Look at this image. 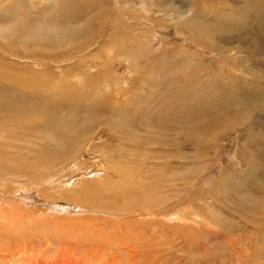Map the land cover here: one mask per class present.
Returning a JSON list of instances; mask_svg holds the SVG:
<instances>
[{
  "label": "rangeland",
  "instance_id": "1",
  "mask_svg": "<svg viewBox=\"0 0 264 264\" xmlns=\"http://www.w3.org/2000/svg\"><path fill=\"white\" fill-rule=\"evenodd\" d=\"M85 1L98 4L97 12L90 11L98 18L93 23V40L99 41V45L88 48L97 56L88 61L92 67L77 66L74 57L50 64L49 71L39 74L36 69L47 64H36L32 58H23V54L44 49V40L53 49L59 48L57 53L76 51V39L70 38L65 45L58 41L57 45L56 38L61 31L72 33L77 29L69 21L79 4L73 0H50L58 8L48 15H36L34 9L30 13L29 7L45 5L46 0H0L1 58L24 67V72L10 74L0 63V96L6 92L12 94L9 97H16V87L52 93L59 89L65 92L70 85L91 91L92 98L105 97L104 101L110 100L109 92L113 101L117 100L119 96L116 98L112 91L116 87L129 90L133 96L118 99L126 100L122 108L115 106L117 109L112 111L108 107L78 116L77 123H82L79 125L89 126L103 118L109 123L83 137L98 147L83 151L77 161L72 158L75 168L69 166L73 162L70 161L59 165L61 169H47L45 157L32 156V152L41 151L40 147L34 142H17L16 138L30 137L20 138L7 122H0V164L10 159L14 166L35 162L41 171L57 172L58 181L78 172L71 184L78 185V192L88 184L90 188H100L105 177L114 185L137 184L140 195L128 202L131 210L114 216L95 213L93 210L98 209L88 205V211L77 217L103 215L112 218L107 224L113 227L117 219H132L124 220L127 226L135 225V232L130 233L132 239L143 242L145 256L151 250L153 264H264V0H192L206 18L209 13L215 16V23L208 18H193L195 8L186 13L181 8L185 14L179 12L178 6L188 8L183 6L187 0H127L125 10L141 12L151 23L136 31L138 37L124 34L114 37L117 41L112 38L106 43L96 37L113 14L106 11L103 15L102 9L106 8L101 4L105 5L106 0ZM99 9L103 16H96ZM62 10L65 12L59 13ZM166 11L174 12L173 18L164 16ZM11 21L16 25H9ZM183 21H188V30ZM157 28L161 37H169L154 41L152 31ZM8 40L14 49L18 46L14 54L7 52ZM110 50L115 53L114 58L122 60L120 63L110 59ZM87 71L93 78L80 75ZM78 88L75 92L80 93ZM103 89L105 93L100 92ZM62 133L67 131L57 132L59 136ZM41 137L33 135L31 140L37 143ZM53 142L57 143L55 139ZM20 155L28 156V160L23 158L27 163ZM27 166L19 172L35 174ZM95 166L98 172L84 177L83 172ZM29 181L13 178L5 191L15 195V189L27 190ZM56 182L51 187L48 184L51 197L43 202L37 200L35 205L47 209L50 206H45L44 201L48 199L68 206L58 195L62 191ZM120 196L119 192H108L102 199L115 201L114 197ZM51 215L56 216L53 212ZM72 215L69 220L74 219Z\"/></svg>",
  "mask_w": 264,
  "mask_h": 264
},
{
  "label": "bare ground",
  "instance_id": "2",
  "mask_svg": "<svg viewBox=\"0 0 264 264\" xmlns=\"http://www.w3.org/2000/svg\"><path fill=\"white\" fill-rule=\"evenodd\" d=\"M73 1L77 2L79 6L78 9L75 10V13L72 15L71 18L72 20L69 22H72L74 25L76 24L77 29L72 33L61 31L60 36L59 37L56 36L57 37L56 41H57V45L60 44V43L58 44V41L60 42L63 41L65 45L70 41V38L76 39V41H78L77 50L74 52H69L66 50L67 52L65 51V52L57 53V51L60 50L59 48L53 49L52 47L48 46L51 45L49 41L45 42L44 40L43 42V37H40V43L43 42L42 43L43 46L42 45L41 46L44 49L36 48L34 49V52H31L30 54L24 53L22 56L23 58L26 59L32 58L33 59L32 62H35L36 64H38L39 62H45L44 64H47L43 69L40 70L36 69L35 72L39 74L42 72L44 73L43 70L49 71L51 69L50 64L62 63L74 57L75 59H77L76 61L77 66H83V67L87 66L89 68L92 67L88 64V61L90 62L93 61V58L95 59L97 56L94 53H92L88 48H93L94 44L99 45V41L95 42L94 41L95 39L93 40V26H94L93 23L96 21V19L98 20V18H94L95 14L94 17L92 14L93 11L97 12L98 4L95 1H94L95 5H93L92 3H87L85 0H73ZM52 2H50V0H46L45 5L39 7L37 6V8H34L35 6H31L29 7L31 9L30 13L33 12L32 9H34V14L36 15H40V14L48 15L50 13H53L55 9H57L58 7L55 6L56 8H54L53 5H51ZM104 2L105 5L101 4L102 7L106 8V9H102L103 15L105 14L106 11H107L106 13L111 12L113 14L112 17L114 16L115 18L113 19L111 17L109 21H107L106 19V24L104 25V27L100 29L98 28L100 32L96 37V39L98 37H102V40L104 42L105 41L107 42L109 39L113 38V40H115L116 38L114 39V37L124 34L125 35L128 34V36L130 34V36H133V38L138 37L140 34L136 33V31L140 28H143L144 25H148L149 23H151L150 20L148 21L147 17L143 18V16H141L142 15L141 12L135 14V12L131 10L130 11L128 9L125 10V7L128 6L127 0H115L114 3L110 2V0H106ZM183 6H188V8H183L181 6L180 7L178 6L180 10L179 12H182L181 8L186 10L184 11L185 13L188 12L189 10L191 11L192 8L193 10L195 8L193 18L197 20L211 19V21H213L214 23L217 22V20L215 21L216 17L213 16L211 13L206 15L208 19L204 16L205 14H201L200 13L201 7L196 5V3L194 4L192 0L185 1ZM37 9H40V11ZM63 10L62 12L59 13L65 12ZM90 11H92V13H90ZM98 13L99 14H96V16L101 15L100 9L98 10ZM172 14H174V12L172 13L170 11L169 12L166 11L163 15L173 18ZM139 18H141L140 22H138ZM22 21L23 20H21L20 22ZM183 22H184L182 23L183 26L188 30L190 28L188 21H183ZM15 23L11 21L9 22V25H16ZM192 32H194V30ZM152 33H153L152 38L154 41H158L159 38L165 39L166 37H169V35L167 34H163V37H161L159 35L161 33L159 31V28L153 29ZM46 39H50V38L46 37ZM9 41L10 40L7 41V46H8L7 52L9 51L11 54H14L18 46H16V49H14V46L11 43L8 44ZM111 41L112 40H110V42ZM115 41H117V39ZM84 50H88L89 53L83 55L81 52ZM108 54H110V59H112L113 61H116L117 63H120L122 61L121 59L117 58V56H115L114 58L115 53L112 50H110ZM122 54L123 53H119L117 55L119 56L125 55ZM7 59H5L6 60L5 61L3 58H1L0 55V63L2 62L4 64L6 72L10 74H14L15 72L17 73L24 72V67L21 63H17L15 61L7 60ZM6 72L3 71V73ZM1 73L2 72L0 71V74ZM83 74L89 76L91 75L90 77L93 78V74H90L88 71L81 72L80 75ZM99 75L100 74L98 75L96 74L97 77H99ZM36 85L37 84L35 82L34 86ZM6 86L9 87L11 86V84H7ZM69 87H70L69 90L65 92L59 89L53 91L52 93H46L42 90H37V89L25 90L23 88H19V89H23V90H19L16 87L17 94L16 95L14 94L16 97L14 98L9 97V95L12 94H8L6 92L4 96H0V122L10 123L12 129H15L16 132H19L20 138L25 136L30 137L28 139H23L24 141L19 138H16V140H18L17 142L19 141L26 142V144L28 142L30 144L34 142L36 145H38L41 151L38 153L32 152V156H34V158H39V159L45 157L47 159V162L49 163V165L45 166L47 169L53 168L54 166L58 167V169H61V166L59 165H64V164L66 165L68 162L73 161L72 158L75 161H77L79 159V155H81L83 151L89 152L94 147H98V145L93 146V144L90 142L89 139L86 140L83 139V137L85 138L87 134H90V132H92L94 128H97L98 126L103 127L105 123H109V122L107 121L106 118H103L102 120H96L95 122L92 121L89 126L88 125L84 126V124L79 125L82 124V123L79 124L77 123V120L79 119L78 118L79 115H81L82 113L84 114L83 116H87L88 114L91 115L93 114V111L96 110L105 111L108 109V107H110L112 111L117 109L115 108V106L122 108L124 105H126V100L124 102L118 99L121 97L123 98V96H127V97H129L130 95L133 96V93L129 92V90L126 89L122 91L123 87L122 90H119L121 88L118 89L116 87V90L114 89L112 91H114L116 98L119 96L117 98L118 101L116 99H114L113 101L112 92H109L110 100L104 101L105 97L92 98L93 95L91 91L80 90L76 85H70ZM77 88L80 90V93L75 92ZM100 92L105 93V90L103 89ZM89 104L90 105L93 104V106L91 107L89 106ZM108 113L109 115H113L110 111H108L107 114ZM107 114L106 116H108ZM59 131H63V132L67 131V133H62V136H59L61 135V134H57V132ZM68 133L69 135L65 137ZM7 134L8 133H6V135ZM48 134H50V136L46 137V135ZM33 135H39V136L42 135L41 141L36 143L34 140H31V137ZM51 136H53V138ZM57 137L58 139H56ZM54 139L55 141H57V143L53 142ZM19 147L20 146H17L18 150H21ZM12 155L13 154H11V156ZM20 157H22L21 159L23 163H27V161L25 160L29 159L28 156L20 155ZM23 158L25 160H23ZM10 160L4 162L1 160L3 163L0 164V264H153L155 263L151 259L152 257V254L150 255V253H152L151 250L149 249V253L147 254V256H145L143 242L138 240V238L132 239L130 233L131 231L135 232V227H134L135 225L132 227L127 226L128 225L127 221H124V220H132V219L127 217L117 219V221H113V223H115V227H113L108 225L110 224L109 220H112V218L111 219L106 218L103 215H102L103 217L99 215H93V217H86V216L82 218L77 217V216H82L83 215L82 213L88 211L87 208L88 205L98 209V210L95 209L93 210L95 213H105L114 216L115 215L117 216L118 214H123V212L126 210H131L132 207L131 208L127 207L128 202L131 199L132 200L134 199L133 196L140 195V190L137 188V184L131 185L129 183L124 182L123 185H119V184L114 185L111 179L105 177L106 182L102 186L100 185L99 186L100 188H94V187L90 188L88 184L86 186L85 185L81 186V191L78 192L77 189L78 185H75V187L71 185L78 178L79 176L78 172L74 173V175L70 178H67L63 181L61 180L58 181L55 178L57 172L51 173L49 172V170L46 172L41 171V169L37 166L38 164L35 165V162H32L29 166L22 164L14 166L13 165L14 161H12L11 163ZM74 163L75 162L73 161L72 163L69 164V166L70 167L73 166L75 168L76 164ZM26 166L29 167L30 170L35 171V174L31 173L30 175H28L19 172L22 170V168L25 169ZM97 172L98 169H96L95 166L90 171L83 172V175L84 177H86L89 174H93ZM13 178H18V179L23 178V179L31 180L29 181L31 184L29 186L30 188L28 187L29 189L27 190L15 189L17 194L11 195L9 192H6L5 189L8 188ZM55 182L57 185H59V188L61 187V191H62L61 193H58V195L61 196V199H64L63 204L66 203L68 206L67 207L65 206L66 207L65 208L63 206H60V204H57L55 201L48 199L44 201L45 206L47 207L50 206L47 209L35 205L36 202L40 200L43 202L44 198L51 197L50 196L51 193H48V190L50 188L48 189L47 187L48 184L49 187L53 186ZM108 192H112V193L119 192L121 196L114 197L116 198L115 201L103 200L102 199L103 196L106 195V193ZM37 194L40 195L38 199L36 198ZM31 204L35 206L30 208L27 207L30 206ZM120 204H122L123 206H121ZM147 207L150 208V206ZM110 210L122 212V213H114V212H110ZM51 212L55 213L56 216L54 215L50 216ZM68 212L74 213V215L71 214L72 216H74L73 220H69L71 215L67 214ZM121 224H123V226H121ZM130 238L132 240H130Z\"/></svg>",
  "mask_w": 264,
  "mask_h": 264
}]
</instances>
